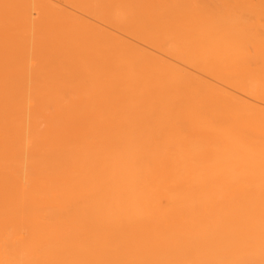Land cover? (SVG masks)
Segmentation results:
<instances>
[{
  "label": "bare ground",
  "instance_id": "bare-ground-1",
  "mask_svg": "<svg viewBox=\"0 0 264 264\" xmlns=\"http://www.w3.org/2000/svg\"><path fill=\"white\" fill-rule=\"evenodd\" d=\"M0 264H264V0H0Z\"/></svg>",
  "mask_w": 264,
  "mask_h": 264
}]
</instances>
